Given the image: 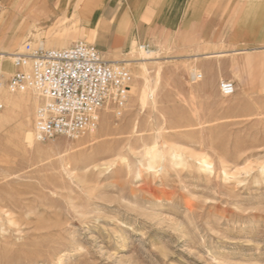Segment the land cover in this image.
<instances>
[{
    "label": "rangeland",
    "instance_id": "374dc122",
    "mask_svg": "<svg viewBox=\"0 0 264 264\" xmlns=\"http://www.w3.org/2000/svg\"><path fill=\"white\" fill-rule=\"evenodd\" d=\"M30 5L37 25L22 48L72 31L73 44L95 42L87 20L50 19L45 0ZM225 5L241 40L257 46L137 53L126 68L138 90L79 138L34 134L29 143L36 106L0 127V264H264V0ZM222 21L213 20L214 41ZM20 30L0 17V49ZM224 80L235 85L230 96Z\"/></svg>",
    "mask_w": 264,
    "mask_h": 264
},
{
    "label": "built area",
    "instance_id": "2783aa9c",
    "mask_svg": "<svg viewBox=\"0 0 264 264\" xmlns=\"http://www.w3.org/2000/svg\"><path fill=\"white\" fill-rule=\"evenodd\" d=\"M24 49L14 55L16 71L7 85L12 92L34 90L38 94L35 128L40 140L79 138L97 129L102 111L111 107L121 113L126 105L131 91L130 70L118 61L105 59L94 43L81 40L57 49L28 42ZM220 90L230 96L235 85L224 80ZM4 108L0 100V111Z\"/></svg>",
    "mask_w": 264,
    "mask_h": 264
},
{
    "label": "crops",
    "instance_id": "0c3cea01",
    "mask_svg": "<svg viewBox=\"0 0 264 264\" xmlns=\"http://www.w3.org/2000/svg\"><path fill=\"white\" fill-rule=\"evenodd\" d=\"M75 1L78 2L45 0V13L50 19L70 16L76 22L87 20L88 24L96 28L92 32L96 34L94 44L111 59L123 58L141 41L151 43L159 52L164 47L176 51L188 50L187 56L239 52L258 45L241 40L237 24H229L228 20L234 17L225 5L229 0H216L222 6L215 13L209 5L213 0H83L80 6ZM73 2L75 4L71 7ZM185 3L192 5L184 7ZM146 16L155 17L156 21H144ZM214 19L223 20L219 28L222 38L218 41L211 38L215 34ZM68 35L66 45L71 47L76 33L72 31ZM187 39L193 44L182 45L181 42ZM198 40L202 45H196ZM214 45L221 48L213 49Z\"/></svg>",
    "mask_w": 264,
    "mask_h": 264
},
{
    "label": "bare ground",
    "instance_id": "6f19581e",
    "mask_svg": "<svg viewBox=\"0 0 264 264\" xmlns=\"http://www.w3.org/2000/svg\"><path fill=\"white\" fill-rule=\"evenodd\" d=\"M76 7V6H75ZM27 11L30 12V16L23 21V24L19 21L21 13ZM0 17L2 19H10L14 23H16V26H21V30L19 32V36H12L8 37L3 40L2 43L6 44L5 47H2V51H0V100L6 104L7 109H3L0 111V127L7 124L10 119L15 114L16 110H19L20 108H23L29 114L32 116L34 114V107H38L40 98L38 94L35 91H24V92H12L9 90L7 82L3 81V79L8 76V74L14 72V69L16 71V67L14 65V55L20 54L25 52V47L22 48L21 46V38L28 32L33 31V26H36V19L38 18V15L35 11V6L30 5L29 6V0H9L8 4L2 3L0 5ZM21 24V25H20ZM68 33H61L60 35H56L52 33L50 37H48L47 42L43 40L41 37H37L36 41H33L32 43L34 45L37 42L42 44L46 48H57L61 49L64 47H67V39H68ZM148 45V46H147ZM3 46V45H2ZM160 53L156 48L153 47L151 43L143 45V44H136L132 48L131 52L127 54L129 56L128 58H108L105 54H102V56L110 61H118L123 66H133L136 64L139 60L136 56L137 53H140L141 60L150 59L151 57L144 56L145 54L150 53ZM13 60V61H12ZM135 74V77L137 75H143L144 73L137 69L133 68L132 70ZM196 75V74H195ZM198 75V74H197ZM137 86L134 84L131 89V93H135L137 91ZM37 104V105H36ZM37 109V108H36ZM35 109V113H36ZM34 134L37 135V138L39 139V136L37 134L36 128H35V121H34V127H32L30 130H28L26 134V139L29 143L33 142Z\"/></svg>",
    "mask_w": 264,
    "mask_h": 264
}]
</instances>
